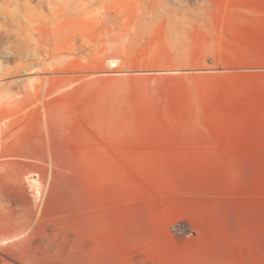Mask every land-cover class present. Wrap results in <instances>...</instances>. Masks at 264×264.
<instances>
[{
  "label": "rangeland",
  "instance_id": "374dc122",
  "mask_svg": "<svg viewBox=\"0 0 264 264\" xmlns=\"http://www.w3.org/2000/svg\"><path fill=\"white\" fill-rule=\"evenodd\" d=\"M0 79V264H264V0H0Z\"/></svg>",
  "mask_w": 264,
  "mask_h": 264
},
{
  "label": "bare ground",
  "instance_id": "6f19581e",
  "mask_svg": "<svg viewBox=\"0 0 264 264\" xmlns=\"http://www.w3.org/2000/svg\"><path fill=\"white\" fill-rule=\"evenodd\" d=\"M25 1V0H23ZM108 64L110 65V67L113 68H117L119 66V61L116 59H113L111 57H108ZM54 73V72H52ZM50 76V75H49ZM51 79V78H49ZM5 85V80L4 79H0V86H4ZM40 87H38L37 89H39ZM2 154V146L0 145V157ZM28 183L30 185V188L32 189L33 195L35 196V199L37 200L41 194H42V190L40 188V185L38 183V181L35 178H28ZM10 243V241H8V239H0V246H6Z\"/></svg>",
  "mask_w": 264,
  "mask_h": 264
},
{
  "label": "built area",
  "instance_id": "2783aa9c",
  "mask_svg": "<svg viewBox=\"0 0 264 264\" xmlns=\"http://www.w3.org/2000/svg\"><path fill=\"white\" fill-rule=\"evenodd\" d=\"M172 230L177 235H181V234H184V233L185 234L187 233L188 235H191V233H192L191 228L190 227H186L184 225V223H178V224L174 225L172 227Z\"/></svg>",
  "mask_w": 264,
  "mask_h": 264
}]
</instances>
